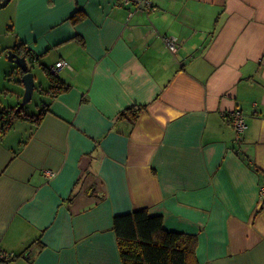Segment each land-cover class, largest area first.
I'll return each instance as SVG.
<instances>
[{
    "label": "crops",
    "instance_id": "1",
    "mask_svg": "<svg viewBox=\"0 0 264 264\" xmlns=\"http://www.w3.org/2000/svg\"><path fill=\"white\" fill-rule=\"evenodd\" d=\"M152 2L130 14L119 0L9 1L44 82L43 67L69 65L67 90L44 89L42 120L14 118L0 136L12 264H122L113 218L144 207L196 235L198 264H264V0Z\"/></svg>",
    "mask_w": 264,
    "mask_h": 264
},
{
    "label": "trees",
    "instance_id": "2",
    "mask_svg": "<svg viewBox=\"0 0 264 264\" xmlns=\"http://www.w3.org/2000/svg\"><path fill=\"white\" fill-rule=\"evenodd\" d=\"M81 13L73 17L78 19ZM26 57L33 54L25 43L20 42L10 47ZM48 88L51 96L67 90V85L58 75H53L46 68ZM18 74L22 72L18 68ZM145 105L128 106L120 112L121 117L136 120ZM49 110V104H43L36 114H29L23 107H0V136L12 125L14 118L27 119L38 124ZM113 229L119 248L122 264H198L196 258L197 237L191 233L168 230L163 226L160 215H151L147 208H136L130 212L116 214Z\"/></svg>",
    "mask_w": 264,
    "mask_h": 264
},
{
    "label": "rangeland",
    "instance_id": "3",
    "mask_svg": "<svg viewBox=\"0 0 264 264\" xmlns=\"http://www.w3.org/2000/svg\"><path fill=\"white\" fill-rule=\"evenodd\" d=\"M10 5L0 8V102L10 103L12 106H17L23 102L24 89L18 87L21 79L18 74L17 64L8 58L10 46L19 43L15 34L12 32L13 24L10 20ZM31 61L32 71L34 76L40 74L42 78L37 77L35 81L34 91L31 98L23 103V108L26 113L36 114L41 106L46 102L47 96L44 94V89L48 87V82H44V73L40 65L28 57ZM36 71V73L34 72ZM20 89L21 95L17 102L15 93ZM40 107V108H39ZM17 123V122H16Z\"/></svg>",
    "mask_w": 264,
    "mask_h": 264
},
{
    "label": "built area",
    "instance_id": "4",
    "mask_svg": "<svg viewBox=\"0 0 264 264\" xmlns=\"http://www.w3.org/2000/svg\"><path fill=\"white\" fill-rule=\"evenodd\" d=\"M119 5L126 7L130 10V14L139 11H150L154 8L152 0H119ZM164 42L166 47L171 52L177 50V39L174 36L167 35L164 37ZM69 66L65 60H59L56 63L49 65L47 70L53 75H58L59 71L63 68ZM230 118V122L235 130V140L241 141L242 134L246 128V122L244 115L241 110H233L227 114ZM261 192L264 193V186L261 188ZM15 256L12 253L0 251V264H12V260Z\"/></svg>",
    "mask_w": 264,
    "mask_h": 264
},
{
    "label": "water",
    "instance_id": "5",
    "mask_svg": "<svg viewBox=\"0 0 264 264\" xmlns=\"http://www.w3.org/2000/svg\"><path fill=\"white\" fill-rule=\"evenodd\" d=\"M10 0H0V8L5 7ZM9 60L15 62L17 64V68H19L22 72L20 75V83L23 84L24 94H23V102L18 104V109L23 107V103L29 100L33 94L34 86H35V76L32 71V65H30L31 61L26 58L25 55H21L15 51L9 49L8 52Z\"/></svg>",
    "mask_w": 264,
    "mask_h": 264
}]
</instances>
